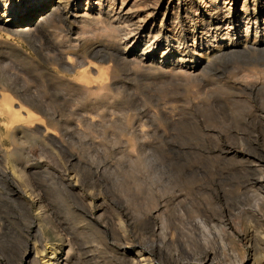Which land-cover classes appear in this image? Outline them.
<instances>
[{
  "label": "rangeland",
  "instance_id": "374dc122",
  "mask_svg": "<svg viewBox=\"0 0 264 264\" xmlns=\"http://www.w3.org/2000/svg\"><path fill=\"white\" fill-rule=\"evenodd\" d=\"M86 1L92 10L97 9L95 0ZM205 1L126 0V4L137 11L132 10L133 13L137 15L139 11L138 17L144 22L136 23L135 26L131 24L136 27H133L135 33L132 32L126 40L117 38V43L100 35L99 30L96 31L99 26L96 28L94 23L86 25V28L71 23L70 38L76 37V27H82L85 32L90 31V34L85 33L80 37L77 44L79 49L93 44L105 46L102 48L109 54L103 56L107 61L90 58L101 68V74L94 79L95 82H91L88 93L79 89L65 90V93L58 85L54 86L53 95L44 93L35 81L38 79L35 71L41 70V67L49 65L47 69L52 70L53 74L71 82H78L79 76L75 71H63L55 62L49 64L51 59L47 60L46 65L27 43L13 36L20 52L29 54L28 57L33 59L29 66L22 68V75L18 76L20 92L34 99L26 107L41 116L63 144L61 147L53 142L44 146L33 142L26 146L19 142L13 144L4 130V110L0 111V264H22L20 257L27 246L35 245L39 248L37 250L44 251L59 244L50 228L38 230L39 210L34 206L33 196H23L17 188L11 190L6 186V183H11L9 171L12 172L13 166L6 153L13 149L17 151L13 158L16 162L13 161L18 163L14 171L25 180L18 178V183H37L34 186L41 192L47 217L55 230H59L66 239H72L74 253H78V260L82 264H96L95 261L100 264L116 263L112 251L122 243L118 240L121 215L123 219L126 218L124 229L129 237L128 243L147 250L151 241L147 223L149 200L155 198L161 202L158 188L163 185H167L172 192L167 196L169 204L165 205L169 227L191 235L192 240L189 238L188 241L192 243L189 242V248L185 250L192 257L199 250L200 229L191 228L190 224L197 213L185 203L183 196L190 192L192 194L194 187L213 189L212 184H220L228 189L230 184L264 183V60L256 62L261 65L251 69V66L240 63L239 57L229 56L207 64L201 70L204 61L200 59V53L205 50V42L209 41V37L198 19L201 13L208 21L213 17V8L209 0ZM246 1L251 5L258 0ZM78 2V6L83 9L85 0ZM120 2L114 0V8H118ZM69 3L70 9L73 8L75 1L69 0ZM242 3L243 0L233 2L238 8ZM101 7L105 11L109 7L107 1L103 0ZM53 25L61 24L56 21L43 24L36 32L35 41L38 43L35 44H42V58L48 59L51 53L46 45L58 40V31ZM191 31L196 34L195 46L198 48L193 46V41L187 35ZM179 35L188 43L186 54L191 57L187 58L186 63H178V53L174 52L173 55L165 56V61L162 60V48L166 43L176 46L173 40ZM141 36L146 40H141ZM3 38L4 33L0 32V39ZM127 43L133 50L131 56L124 53ZM200 43L204 44L199 47ZM145 48L150 50L146 58H152L151 62H142V65L139 55ZM72 53L75 50L70 54V60L73 61ZM109 59H114V69L105 68ZM6 61L0 55V66ZM90 69L87 68V72L90 76L94 75L93 80L97 72L93 69V73ZM99 89H102V94L97 93H101ZM93 92L98 95L97 98ZM68 183L71 185L66 186ZM88 183H91L90 186ZM92 185L94 188H91ZM63 187L68 194L65 195ZM209 193L197 196L190 194L189 197L196 202H214ZM90 196L100 197L104 204L103 216L99 220L96 219L95 209L91 210L87 206L86 198ZM191 204L198 206L194 202ZM194 235L198 237L194 238ZM186 256L182 255V259Z\"/></svg>",
  "mask_w": 264,
  "mask_h": 264
},
{
  "label": "bare ground",
  "instance_id": "6f19581e",
  "mask_svg": "<svg viewBox=\"0 0 264 264\" xmlns=\"http://www.w3.org/2000/svg\"><path fill=\"white\" fill-rule=\"evenodd\" d=\"M73 1H75V4L74 6L72 5L73 8L70 9V7L68 6L70 4L69 0H0V32L4 33V38L0 39V55H3L7 60L3 66L2 65L0 66V68L2 69L0 71V111L4 110L3 113L4 130L8 132L9 139L13 144H15V142H19L20 145L23 144L26 146L27 144L33 142V143H37V145L44 146L50 142L51 143L53 142L55 144H59L60 147L63 144V142L62 143L59 142L57 133L53 131L54 129L53 130L50 129L48 125L44 123L43 120L40 118L41 116H39L34 111L30 110V108L26 107V105L30 104L31 102H34V99L20 92V88H18V76L22 73V68L24 66H29L30 63L33 62V59H31V57H28L29 54L26 55L20 52L18 48L19 46L16 44V40L15 38H13V36L27 43V45H29V47L35 52V54L39 56V58L46 63V65L48 62L47 60L51 59L52 61L49 64H54L55 62L63 71H75L76 74L79 76L78 82H74V81L71 82L64 79V77H62L63 79L57 77L56 73L53 74L51 72L52 70L50 71L47 69L49 65L46 67H41V70L39 69L35 71L37 72V78H38L35 81L39 83L37 85L44 91V93H49L53 95V92L55 90L54 86L56 85L62 87L61 88L62 92L63 90L73 91L77 89L86 90L87 92L91 89L90 88L91 82L92 81L95 82L94 79L100 77L101 74V68L96 66V63L90 58L101 59V61H107V59L104 58L106 56H109V54L106 52L107 51L106 49L102 48L105 46L100 47V46H94L92 44L87 48L82 47L81 49H79L77 47L80 37L83 34L90 32V31L85 32L86 30L83 29L81 25L85 27L86 25L88 26L90 23L91 24L94 23L93 25L96 24L95 27L99 26V29H97L96 31L98 32L99 30L100 35L107 37L111 41H115L117 38L118 39L123 38L126 40L130 36V34H132V32L135 33L134 29L136 27L134 26L136 25V23L140 24L141 22H144V19L138 17L139 11L137 15L133 13L135 9L132 8L134 7L132 6L129 7L128 3L126 4V0H121L119 7L117 6L118 8H114V0H104L107 1V4L109 6L105 11H103L101 7L103 0H95L94 3L97 6L96 10H92V7L88 6V2L86 0H85V7H83V9L81 8V6L80 7L78 6L79 0H73ZM233 2L234 0H209L208 3L213 8L212 11L213 14L210 12V14H212L213 16L211 17L212 19L208 17L209 21L206 20L205 15L204 14L202 15V13L200 16L198 15L199 19L197 17V19L201 23H203V27L206 29L205 34L207 33L209 37L207 39L209 41L205 42V48H204L205 50L202 53H200V59L204 61L203 63L204 65L202 66L201 70L204 68L205 65L213 64L214 62L222 59L223 57L225 58L229 56L239 57L240 63L244 64V66L245 65L251 66V69L261 65L256 62H260L264 60V0H258L257 2H253L251 5L248 4L246 0H243V3L240 6V8L234 6ZM155 3L157 4L158 2ZM132 10L134 11L132 12ZM145 17L147 16L145 15ZM175 18H176V13H175ZM176 19H175V23H176ZM54 21L61 24L58 26L53 25L55 30L58 31V33L56 34L58 36V40L57 39L54 40V44L52 43L46 45L48 52L51 53L50 55H48V59L42 58L43 55L41 50L42 44H35V42H37L35 41V35L36 32L39 30V28H41V25L49 24V23L52 24ZM71 23L73 24L75 23L78 25L81 24L80 25L81 29H79L78 27L75 28L76 31L74 35H76V37L72 36L74 38H70L68 36L72 32ZM131 24L134 25L133 26L134 29ZM41 30L43 31V29ZM148 30L150 31V29ZM139 33L142 34V32ZM187 35L193 41L192 42L193 46H195L196 45L195 41L197 39L195 32L191 31L187 33ZM179 36L176 38L174 36L175 39L174 40L172 39L174 43H176V46L174 45L169 46L166 43L165 47L162 48L161 56H160L162 60L165 61L164 57L173 55L174 52L178 53L177 55L178 58L176 60V62L178 63H186L188 61L187 58L191 57L188 54H186L187 53L186 50L188 49L187 47L188 43H186L185 38L183 39L181 36L180 37ZM52 38L53 37H51V39ZM203 38L205 39L204 36ZM144 39H145L144 36H141V40ZM117 40L115 43H117ZM209 42L211 43V45H209ZM123 43L125 42L123 41ZM203 44L200 43L199 47L200 45L202 46ZM188 46L191 47V45ZM149 47L151 48V46ZM209 47H211L210 50ZM157 48L159 47L157 46ZM72 50H75V53H72V56H74L73 61L70 60V54ZM148 51L150 50L148 49L146 50L145 48L142 50L141 54L139 55V57L141 58V59L139 58L141 64L142 62L143 63H146L147 61L151 62L150 58H152V56L146 58V55L149 53ZM124 53L130 54L129 56L132 55L133 50L131 49L129 43L124 45ZM110 62H112V64ZM137 62L139 61H136V63ZM113 63H115L114 59H109L108 64L105 68L107 67L111 68L113 66ZM87 68L89 69L93 68L96 70L97 76L93 78V80L92 77H94L93 75L94 71H92L93 69L92 70L90 69V71L93 72L92 73L93 76H90L87 72ZM36 69H38V67ZM103 85L106 87V85L108 84L106 83V85L105 84ZM114 87L115 86H113V88ZM100 88H102V86H100ZM99 90L101 91V93H99L98 90L97 93L102 94L103 92L102 89ZM92 91H95V89H92ZM93 94H95L96 97L97 94L94 92ZM83 98L86 99L85 96ZM84 101H82L81 103H83ZM84 104L85 103H83V105ZM14 105H17V108L16 106L14 107ZM16 154H17L16 149H13L9 153L8 152L6 153L7 157L11 159L10 161L13 165L12 172L9 171L11 183H6V186H8L11 190H14V187L17 188L19 192L22 191L23 196L26 195L33 196L32 200L33 203L35 204L34 206H36V209L39 210L37 215L39 218L37 225L38 230L42 231L43 227L50 228L57 239L56 241H58L59 243V244L57 243L58 245H56L55 247L52 246L48 247L44 251L37 250L38 247L36 248L35 245L25 247L23 254L20 257V260L23 261L22 264H79L80 263L78 260L79 255L78 253H74L73 244L71 241L72 239L71 240L70 238L66 239L64 235L60 233L59 230H55V228L52 226L50 222V219L47 217L45 213L46 210H44L42 205L43 198L41 199V192L37 190L38 188L36 189V186H34V184L36 185L37 183H28V182L18 183L20 181V180L18 181V178L23 179L24 177L19 176L14 171L15 164H18V163H14L15 159H13L15 158ZM6 162L8 163V161ZM64 184L65 183H63V185ZM70 185L71 184L68 183V185L66 186H70ZM212 185H213V189H210L211 187L210 188L194 187L192 194L197 196L200 195V193L210 192L213 198L212 200H214V202L210 203L204 200L196 202L195 200L189 197L191 192L189 194L186 193L185 197L183 196L185 203L188 204V206H192L195 209V212L197 213L193 219L194 220L193 223L190 224L191 228L197 230L200 229L199 230L200 232L198 231V233H200L199 246H198L199 250H197V253L195 252L192 255V257H189V253H187L185 250L186 247L189 248L188 244L191 241H188V239L189 238L191 239V235L184 230H177V229L172 230L169 227L170 224L165 215V211H166L165 205L169 204L167 196L169 194H172V192L168 189L169 187L168 188L166 187L167 185L166 186L163 185L162 187L158 188V192L161 196V202H157L155 198H150L149 200V206H148L149 213L147 215V223L149 224V228H150V236H151V241L149 245L150 247L149 248L147 247L148 249L144 250L142 248L137 247L135 244L134 246H131L128 243L129 237L127 236V233L125 231L126 228L124 229V223L126 222V218L123 219L124 217H122L121 215L120 217L121 219H119V228L121 230L119 231L118 240L121 241L122 243L119 244V246L116 245L117 248L112 251L115 262L117 264H264V183H237L236 185L230 184L228 186V189L222 187L220 184H212ZM66 186L65 188H67ZM92 187L93 185L91 186V188ZM76 188L75 191H77ZM63 192L65 193V195L68 194L67 190L65 189L63 190ZM23 199L24 197L21 198V200ZM86 200H88L87 206L91 210L95 209L97 214L96 219L98 220L101 219L104 212V204L100 199V197L90 196V198L89 199L86 198ZM193 202L198 206L195 207L193 204H191ZM192 231L193 230H191V232ZM37 232L38 231H36V233ZM196 236L194 235V238ZM197 239L196 241H198ZM156 240H158V244H156ZM227 250H228V254L226 253ZM184 254H186L187 256L182 259V255ZM95 256L96 255L93 254L94 258ZM95 263L100 264L97 261H95Z\"/></svg>",
  "mask_w": 264,
  "mask_h": 264
}]
</instances>
